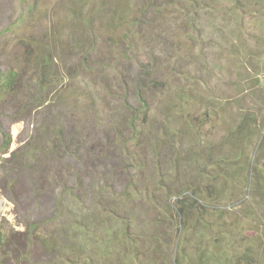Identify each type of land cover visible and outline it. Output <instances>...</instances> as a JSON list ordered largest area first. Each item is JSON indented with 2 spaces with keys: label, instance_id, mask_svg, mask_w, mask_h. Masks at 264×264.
I'll use <instances>...</instances> for the list:
<instances>
[{
  "label": "rangeland",
  "instance_id": "374dc122",
  "mask_svg": "<svg viewBox=\"0 0 264 264\" xmlns=\"http://www.w3.org/2000/svg\"><path fill=\"white\" fill-rule=\"evenodd\" d=\"M16 72L0 264H264V0H0Z\"/></svg>",
  "mask_w": 264,
  "mask_h": 264
},
{
  "label": "trees",
  "instance_id": "16d2710c",
  "mask_svg": "<svg viewBox=\"0 0 264 264\" xmlns=\"http://www.w3.org/2000/svg\"><path fill=\"white\" fill-rule=\"evenodd\" d=\"M134 21H137V22H141L142 21V19L141 18H135L134 19ZM17 73L18 72H16V73H14L13 74V76L12 77H10V78H7L6 80H4V81H0V88H2V91L3 90H5L6 88L5 87H9V84H10V82H12L15 78H16V76H17ZM1 90V89H0ZM137 96H138V98H139V100H141L142 101V103H144L146 106H147V104L146 103H148V100H147V98H145L142 94H141V90L140 89H138L137 90ZM128 104V103H127ZM129 105V104H128ZM132 107V106H131ZM144 117V116H143ZM141 119L142 117H141V114L139 113V112H134L133 113V115L130 117V119H129V125H130V127H131V129H132V138H139V137H141V135H142V133H143V128H142V126L140 125V123H139V121H138V119ZM5 135V137H4V140H3V145L4 146H6V145H8L9 143H10V141H11V136L10 135H7V134H4ZM156 162V164H157V161H155ZM174 163H176V161L174 160ZM157 166H158V164H157ZM162 176V175H161ZM167 176H169V174H167Z\"/></svg>",
  "mask_w": 264,
  "mask_h": 264
},
{
  "label": "crops",
  "instance_id": "0c3cea01",
  "mask_svg": "<svg viewBox=\"0 0 264 264\" xmlns=\"http://www.w3.org/2000/svg\"><path fill=\"white\" fill-rule=\"evenodd\" d=\"M6 80V79H5ZM4 81V80H3ZM3 93H2V95L4 96V90L2 91ZM7 135H10V134H7ZM11 136V135H10ZM12 138V137H11Z\"/></svg>",
  "mask_w": 264,
  "mask_h": 264
}]
</instances>
